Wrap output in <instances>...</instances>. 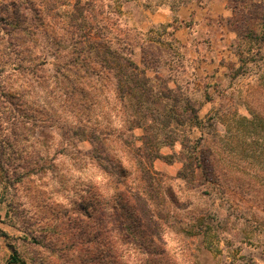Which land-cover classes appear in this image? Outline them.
I'll list each match as a JSON object with an SVG mask.
<instances>
[{
	"label": "rangeland",
	"instance_id": "rangeland-1",
	"mask_svg": "<svg viewBox=\"0 0 264 264\" xmlns=\"http://www.w3.org/2000/svg\"><path fill=\"white\" fill-rule=\"evenodd\" d=\"M10 1L0 0V9ZM193 1L200 0H103L105 29L98 34L74 31L75 40L80 33L83 39L108 34L115 50L122 47L118 38L126 40L133 59L163 96L162 104L168 102L158 109L163 122H148L162 153L153 163L155 190L150 196L141 192L128 206L134 212L131 222L148 234L139 233L119 260L104 256L100 232L102 203L97 201L105 174L85 153L89 143L66 135L61 126L97 123L109 130L111 154L129 166V145L144 134L136 124L147 121V108H127L113 91V73L93 57L87 72L72 63L74 86L67 97L59 89L58 61L71 58L75 45L64 31L73 0H59L51 12L54 26L46 18L36 24L41 26L37 31H14L0 19V115L12 111L26 122L18 143L21 162L28 163L35 152L46 168L22 176L17 188L6 191L0 220V230L9 235H0L8 249L4 264L12 253L10 244L27 264H264V40L246 37L250 27L258 35L264 31L259 28L264 5L233 0V14L223 20L227 31H217L215 43L203 36L202 45L186 46L176 28L179 9ZM218 42L223 51L214 48ZM199 46L208 48L198 54ZM53 49L56 53L42 54ZM21 57L29 70L21 67ZM175 93L197 107L201 124L189 122L186 115L166 119L173 102L167 97ZM182 109L177 106L175 112ZM132 113L135 122L128 120ZM45 115L59 118L60 124L50 125L51 120L43 125ZM187 142L196 146L193 153L185 152L196 157V172L187 168L189 176L183 178L180 152ZM136 176L133 170L130 179ZM8 202L13 206L7 216ZM24 231L35 238L27 239Z\"/></svg>",
	"mask_w": 264,
	"mask_h": 264
},
{
	"label": "trees",
	"instance_id": "trees-1",
	"mask_svg": "<svg viewBox=\"0 0 264 264\" xmlns=\"http://www.w3.org/2000/svg\"><path fill=\"white\" fill-rule=\"evenodd\" d=\"M58 1L38 0L35 5L34 3L21 0H12L3 9H0V19H4L6 26L14 31H32V29L37 31L36 28H41V26L36 27V24H39V22L42 24L46 23V18L48 21L46 24L54 26L51 23V19L54 18L51 12L56 11ZM103 8V0H73L67 19L65 20L66 27L64 31L70 33L69 35L73 38L75 45L73 51L70 52L71 58L64 59V62L63 60L58 61L56 83L67 97L74 86L71 76L72 65H80L87 72L90 69L87 64L89 63L88 60L93 57L94 61L99 63L104 70L109 74L113 73L112 78L115 82L113 83V91L116 97H119L123 104L128 106L127 108H132L133 110L134 107L140 106V104H144L147 108V121L136 124L138 127H143L144 130L141 138L135 139L136 141L140 140L141 144L133 140L132 144L129 145V153H131L129 166L124 165L123 161L119 158L115 161V156L111 154V149L106 143L107 134L111 133L109 130L106 133L105 129L100 128L97 123L92 125L77 123L75 126H61L62 129H65L64 133L66 135L78 136L80 141H87L89 143V148L85 153L94 160L96 163L94 164L105 174L104 193L101 192L97 201L102 203V207L99 209L100 232L105 240L104 256L119 260L129 250L133 239L139 236V233L143 234V236L148 234L147 229L145 230L143 227V230L140 231L137 228L138 225L136 226L131 222L134 221V212L128 206H132V200L137 198L141 192L150 196L152 191L155 190L156 176L154 173L156 172L153 170V163L162 156V153L160 152V147L156 146L157 144L152 141L154 133H149L152 126L148 122L149 120L153 124L158 121L163 122L161 119L163 114L158 109L160 110L162 106L164 108L168 105V102L162 104L163 96L157 92V88L147 75L146 68H142L133 59V49L122 37L118 38V44L121 42L122 45V47H118V50L112 49V40L110 38L106 39L108 34L97 35V37H94L92 34H86L83 39L81 37L82 33H80L78 34V39H74V31H96L98 34V31L105 29L106 25L103 24L105 17ZM259 28L264 30V17H261ZM249 31H247L246 37L250 41L258 39L261 42L264 40V31L259 35L253 32L254 29L252 27L249 28ZM106 40H110V43H107ZM78 44L81 46L78 47ZM126 45L127 47H125ZM49 53L54 54L56 51L54 52L53 49L51 52H42L43 55ZM57 56L60 57L59 54ZM19 63L24 70H29L30 66L26 64L23 57L20 58ZM156 79L159 80V77L157 76ZM169 92L174 91L169 89ZM180 94H170L167 97L171 98L173 102L169 104L170 108L166 119L179 120L181 116L184 117L186 115V120L189 122L194 121L195 125L201 124L202 121L199 119L197 107H194L189 98H182ZM99 102L100 100L98 99L96 101L97 105ZM177 106L183 108L180 114L175 112ZM11 108L13 111L15 110L13 106ZM172 108L173 110L171 111ZM48 109L50 108L48 107ZM5 114L3 116L0 115V220L1 211L4 208L3 204L7 201L6 191L10 187L17 188V183L21 180L22 176L26 174L34 176L43 171V169H46L40 163V158L35 152L29 154L28 163L21 162L22 156L18 143L23 137L24 129L28 127L26 125L22 127V124L26 122H23L24 120H21L20 116L16 117V115H12V111L11 114ZM55 114H57L56 111L53 112V115ZM135 115L132 113V117H129L128 120L135 122L137 118ZM49 121L52 122L50 125L60 124L59 118L56 117L49 120L47 119V115H45L41 119L43 125H46ZM182 145L180 157L184 166L179 174L181 177L187 178L190 171L191 174L196 172L194 166L196 157H193L192 154L187 155L185 152L193 153L196 146H192L189 142L182 143ZM80 151L82 152V150ZM190 167L191 170L187 171V168ZM25 168L27 169L25 170ZM133 170H135L137 176L130 179ZM11 205V202L7 203V207H9L6 209L7 216L10 214ZM93 205L95 204L92 202L89 206ZM134 209L136 210V208ZM15 214H19V212H15ZM0 235L5 238L9 237L3 230H0ZM24 236L28 239L32 235L28 231H24ZM10 248L12 253L9 256L8 264H27L26 259L19 255L15 246L10 244ZM154 250L153 253H157V249Z\"/></svg>",
	"mask_w": 264,
	"mask_h": 264
},
{
	"label": "crops",
	"instance_id": "crops-1",
	"mask_svg": "<svg viewBox=\"0 0 264 264\" xmlns=\"http://www.w3.org/2000/svg\"><path fill=\"white\" fill-rule=\"evenodd\" d=\"M233 0H200L193 1L189 4L183 5L179 9L180 24L176 28V36L182 40L184 45L191 46L193 42L198 44L203 43L199 41L200 38L206 36L209 39V43L216 41L217 31H227L223 20H225L234 11L230 3ZM243 1V0H242ZM247 2V1H246ZM259 3L264 5V0H259ZM233 14V13H232ZM210 18L213 21H210ZM169 22H172V18L168 17ZM172 20V21H171ZM192 20V22H191ZM189 21V23H187ZM213 24L217 25V28ZM226 32H221L220 36L225 35ZM214 44H211L212 48ZM200 50H196V53L200 54V51L204 53L208 48L199 46ZM215 49L224 50L219 42L215 44ZM8 250L4 244L2 237L0 236V264H4L3 257Z\"/></svg>",
	"mask_w": 264,
	"mask_h": 264
}]
</instances>
